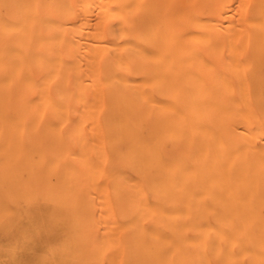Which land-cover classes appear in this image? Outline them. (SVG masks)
I'll list each match as a JSON object with an SVG mask.
<instances>
[{"label": "bare ground", "instance_id": "6f19581e", "mask_svg": "<svg viewBox=\"0 0 264 264\" xmlns=\"http://www.w3.org/2000/svg\"><path fill=\"white\" fill-rule=\"evenodd\" d=\"M0 264H264V0H0Z\"/></svg>", "mask_w": 264, "mask_h": 264}, {"label": "snow or ice", "instance_id": "6c2138e0", "mask_svg": "<svg viewBox=\"0 0 264 264\" xmlns=\"http://www.w3.org/2000/svg\"><path fill=\"white\" fill-rule=\"evenodd\" d=\"M147 222V221H146Z\"/></svg>", "mask_w": 264, "mask_h": 264}]
</instances>
